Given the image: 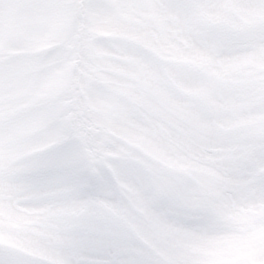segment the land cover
Masks as SVG:
<instances>
[{
    "label": "snow or ice",
    "instance_id": "obj_1",
    "mask_svg": "<svg viewBox=\"0 0 264 264\" xmlns=\"http://www.w3.org/2000/svg\"><path fill=\"white\" fill-rule=\"evenodd\" d=\"M261 249L264 0H0V264Z\"/></svg>",
    "mask_w": 264,
    "mask_h": 264
},
{
    "label": "clouds",
    "instance_id": "obj_2",
    "mask_svg": "<svg viewBox=\"0 0 264 264\" xmlns=\"http://www.w3.org/2000/svg\"><path fill=\"white\" fill-rule=\"evenodd\" d=\"M242 259H245L248 264H264V249L259 251H247L242 254Z\"/></svg>",
    "mask_w": 264,
    "mask_h": 264
}]
</instances>
